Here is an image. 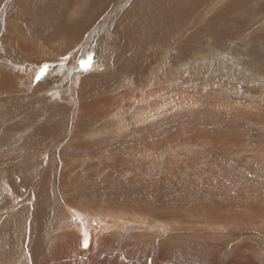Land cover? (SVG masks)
<instances>
[{
	"label": "rangeland",
	"instance_id": "1",
	"mask_svg": "<svg viewBox=\"0 0 264 264\" xmlns=\"http://www.w3.org/2000/svg\"><path fill=\"white\" fill-rule=\"evenodd\" d=\"M2 7L0 38L7 20L14 21ZM217 7L215 12L223 8ZM19 22L22 24L17 23L16 28L22 32L24 23ZM205 22L200 17L192 29L165 49L171 50L166 54L168 59L162 57L163 51L138 81L132 75L126 79L125 74L119 75L106 92L93 94L91 99L78 96L89 67H84L75 84L68 79L60 81L58 73L47 81L43 74L40 79L44 78L46 84L36 88L40 82L37 76L45 65H50L52 72L60 70L78 48L58 61L62 46L56 40L51 48L59 55H52V49L42 46L43 50L36 52L13 51L19 59L25 58L17 63L8 57L6 47L12 53L11 47L5 44L4 49L0 40V171L14 169L9 177L0 174V190L6 196L0 195V264H264V103L260 95L264 91V47L253 42L264 38V16L252 17L229 36L207 37L197 45L189 44L190 52L182 65L217 58L214 63L225 60L228 66L208 68L202 63L195 75L185 73L187 82L182 85L180 99L183 105L178 112L156 120L162 115L156 109L160 97L137 96L150 74L167 70L173 50L197 35ZM10 27L8 24L7 29ZM108 32L102 31L99 36L87 33L86 39L98 37L89 45L86 58L92 56L95 60L102 49L103 55L108 54V44H104ZM113 35L112 40L117 36ZM112 48L114 56L117 51ZM32 61L44 63L35 65ZM106 64L107 69L89 76L98 77L112 70L111 64ZM234 66L236 72L232 71ZM34 68L38 71L31 73ZM124 80L129 86L122 85ZM53 87L59 89L57 96ZM93 99L99 103L94 113L101 117L82 126L81 106ZM118 111L124 121L120 125L113 122L116 118L111 120ZM133 117H151L154 124L173 123L174 128L166 125L154 134L141 129L137 134L132 127ZM42 126L46 127L44 133L39 130ZM125 126L132 127V138L120 135ZM108 137L127 145L116 146L114 142L108 149L104 144L108 152L94 149V143ZM81 143L84 149L76 152ZM32 151L34 155L29 154ZM27 155L31 161L20 165ZM120 162L124 178L115 171ZM48 175L50 183L44 186ZM44 187L48 188V210L38 249L37 196ZM66 205L88 213L95 225L102 220L99 217H105L102 224L99 222L101 231L94 238V248L85 256L79 251L71 253L80 250L78 243L63 249L67 240L57 228L63 225ZM16 220L15 230L9 235L5 228ZM53 246L61 253L57 251L56 257L48 258Z\"/></svg>",
	"mask_w": 264,
	"mask_h": 264
},
{
	"label": "bare ground",
	"instance_id": "2",
	"mask_svg": "<svg viewBox=\"0 0 264 264\" xmlns=\"http://www.w3.org/2000/svg\"><path fill=\"white\" fill-rule=\"evenodd\" d=\"M229 1L230 0H13L11 2V6H9L7 9L6 5L7 3L9 4V0H0V6H3V9H7L6 14L9 12V15H12L11 18L14 19V21H12L11 23H9L7 20V28L8 24L11 25V27L10 29L6 28L4 35L2 38H0V40H2L4 43V49L5 44L6 46L11 47L12 53H10L6 47L8 57L17 63H20L21 60L25 59L24 57L19 59L17 57L18 53L23 54L26 51L30 50L35 52L36 50L41 51L43 50L41 46L46 49H52V41L56 40L62 46L61 55H59V52L57 50L52 49V55H59L57 56L58 61H60L62 56L67 55L69 52L75 51V49L78 48L79 50H76L75 54L60 70L52 72L53 70L49 68L50 65H47L48 68L44 72L45 80L47 81L53 79L54 73H58V79H60V81H65V79H68L70 81H74L75 84V82L79 79L82 71H84L86 62L89 60V58H86L87 49H89V45L92 46L96 42V37L99 36L98 34L100 32L109 30V32L107 33L106 40L104 41V44H108V46L105 45L106 47H108V54L103 55L102 49L99 50L100 54L95 57V60L99 58L100 60L95 61L91 56V61L93 59L94 62L90 63L89 73L91 75L94 71L107 69L108 65L106 63L111 64L110 67H112V70L93 78L91 76H93L94 74L89 76L88 73L87 76L82 78V85L79 86V98L91 99L93 94H97L103 91L106 92L112 86L115 78L119 75L125 74L123 79H126L127 75H132L133 80L138 81V79L141 78L140 76L148 66H150L152 63H157V56L163 51H165V53L162 54V57L165 58V60L168 59V57H166V54L171 50L165 49L173 45L176 39L180 38L185 31L192 29L198 19L200 17H203L206 20L204 28L201 29L197 35L191 36L187 40V42L184 43L181 47L173 50V52L175 51V54L172 53L173 55L170 56L171 62L169 63L168 69L165 71L161 70L157 74H150V80L147 78V84L144 87L139 88L138 90L137 96H139V99L149 98L152 96L160 97L158 98L160 100V103L156 107V109L157 111H160L162 115L160 117H157V120L161 117H167L168 114L174 113L176 110L182 108L183 104L181 103L180 99L182 98V85L184 86V84H186L184 83V81H186V79L184 78L185 73H187L189 76L195 75L197 70L203 67L202 63L205 65V67L208 68L210 66L213 67L214 65L222 66L221 68H223V66L225 68L228 66V64L225 63V60L214 63L217 58L202 60L203 62H201V64L199 62L191 63L190 65H188V67L182 65V63L186 61L189 55V44L197 45L201 43V39L204 40L207 37H211L210 39H213L216 36H229L230 34H232L233 31H239L241 29L240 27H242L245 22L247 23L252 17L254 18V16L256 15L264 16V0H232L231 2ZM217 6H219V8L223 6V8H220L217 12H215V9L218 8ZM126 7L128 8L125 9ZM14 8L16 9L15 12L12 11ZM20 20H22L24 23L22 32H18V27L16 28V24L20 23ZM234 26L236 27L235 30L233 29ZM112 32L117 35L116 38L113 40L111 39L112 36H114ZM87 33H91V35L98 36H96L93 40L91 38L86 39L85 36L88 35ZM84 38L85 40L82 43ZM24 41L28 42L25 46H23V44L26 43H24ZM253 42L256 46L264 47V38L258 37ZM187 43L188 45L185 46V44ZM112 45L117 51V54L114 53V56ZM32 46L34 47V50L32 49ZM191 48L193 49L192 46ZM13 51H16L18 53L15 54L13 53ZM31 63L35 65H41L44 62L32 61ZM59 64L62 63L59 62ZM186 68L188 70H186ZM2 69L6 68L2 67ZM26 70L27 69H25L24 71ZM237 70L238 68L236 66H234L232 69L233 72H236ZM34 71H38V69L34 68L31 73H34ZM35 78L36 77L34 76V80H37ZM19 79L20 78H18V80ZM45 80L44 78L37 80V82H40L37 84L36 88L45 86ZM124 81L125 82L122 85L129 86V81ZM29 82L33 84V78H31ZM190 82L194 81H191L190 79ZM58 90V87H53L54 95L57 96ZM260 95L263 97L262 102L264 103V91H262V94ZM176 100H178L179 102L178 105L173 103V101ZM258 104L260 103L258 102ZM98 105L99 103L98 101H96V99H93L92 103L84 104L82 106L80 105L81 112L83 113L81 114L83 117V120L81 121L82 126L92 123V121L97 120L99 116L101 117L100 114L98 115L94 113L96 112ZM255 112L256 111H254V114ZM112 119L115 120L113 122H118L119 125L124 122L121 119L120 111H118L116 115L114 114V117H112L111 120ZM175 121L178 122L179 120L175 118ZM154 123L156 122H153V119L151 117L140 120H137L136 117L132 118V127L134 128L137 134L142 131L141 129H146L148 133L152 134L155 130L163 126L166 127V125L167 127L168 125H170L172 129L174 128L173 123L168 124L167 122H165V124L163 125H157ZM143 125L147 126L145 128H141ZM132 127L125 126L123 128L125 129L124 133L120 135H130V132H132ZM45 128V126L39 128L41 133H44L46 131ZM134 134L133 136H135ZM158 135H160V138L161 134ZM140 136L141 135L139 134L138 137ZM129 137L132 138L131 135ZM115 140L116 138L108 137L107 140H103V142L101 143H94V149L98 150L101 148L102 152L104 150V144L107 145V148L109 149V145L114 144V142L116 146L127 145L125 141L118 142ZM142 141H145V139ZM130 143H132V139L130 140ZM23 144L25 145V143ZM20 148L22 147L20 146ZM82 149H84V145L81 143V145L77 146L75 150L76 152H79ZM21 150H23V148ZM103 152H108V150H104ZM29 154L34 155L35 153L32 151ZM28 155L27 157H25L24 163L20 165L25 166L28 160L31 161V157H29ZM95 157L97 158V154ZM119 160H121V157L119 158ZM121 163L122 162H120L119 167L116 168L115 171L118 176L122 175V177L124 178V172L122 170L123 168ZM12 170L14 169L12 167H9L0 171V174L4 175L5 177H9L10 171ZM113 177L114 175L111 177V182L114 181ZM128 179L130 180H128L127 183L130 184L132 182L131 176H129ZM50 180L51 178L48 175L44 179L43 185H49ZM5 186L8 190L7 184H5ZM47 189V187H44V189L42 188L43 191L37 196L39 208L37 229H39V231H37L36 239L38 249L40 246L39 243L41 237L44 234L42 232L44 229L43 221H45L44 213L48 210L46 208V206L48 205H45ZM2 194L3 191L0 190V195ZM159 203L161 204L162 202ZM65 207L66 208L64 212L65 215L63 216V225L57 228L59 229V235L65 238L64 241L67 240V242H64L63 249L66 251V247H72V244L74 245L75 243H78L80 246V250L74 252L71 251V253H78L79 251L81 253V256H85L88 254V252H90V249H92V247L94 248V240L96 239L95 236L101 231L99 222L105 219V217H99V219L102 218V220H97V222L99 221L98 225H95L90 220V215L88 213L82 212L79 209H73L69 205H66ZM16 224L17 220L16 223L15 221H11L10 224H8L5 228V232L8 231L7 233H9L10 235V232H13L15 230ZM85 232L88 233L89 240L87 248L83 246ZM54 235L58 237L57 234ZM68 237L70 239L72 238V240L68 239ZM73 237L77 238L73 239ZM57 248L55 249V247L53 246L49 252V256L47 255V257L50 258L51 256H55L57 251L58 253H61L59 251L60 248ZM35 253H37V250H35ZM39 255L41 256V254Z\"/></svg>",
	"mask_w": 264,
	"mask_h": 264
},
{
	"label": "snow or ice",
	"instance_id": "3",
	"mask_svg": "<svg viewBox=\"0 0 264 264\" xmlns=\"http://www.w3.org/2000/svg\"><path fill=\"white\" fill-rule=\"evenodd\" d=\"M90 63H91V57H89V60L86 62L85 69H87L90 66ZM46 69H47V65H45L44 66V69L41 70V73H40V75L37 76V79H40L41 78V76L44 74V72L46 71ZM88 244H89L88 233L85 232L84 233L83 246L85 248H87L88 247Z\"/></svg>",
	"mask_w": 264,
	"mask_h": 264
},
{
	"label": "crops",
	"instance_id": "4",
	"mask_svg": "<svg viewBox=\"0 0 264 264\" xmlns=\"http://www.w3.org/2000/svg\"><path fill=\"white\" fill-rule=\"evenodd\" d=\"M5 185V184H4ZM103 240V239H102Z\"/></svg>",
	"mask_w": 264,
	"mask_h": 264
}]
</instances>
